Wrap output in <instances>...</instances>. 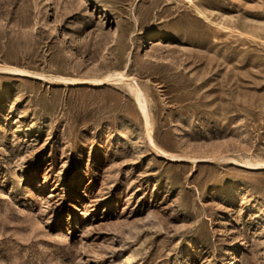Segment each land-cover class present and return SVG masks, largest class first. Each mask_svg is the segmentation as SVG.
<instances>
[{"label": "rangeland", "instance_id": "rangeland-1", "mask_svg": "<svg viewBox=\"0 0 264 264\" xmlns=\"http://www.w3.org/2000/svg\"><path fill=\"white\" fill-rule=\"evenodd\" d=\"M249 162L264 0H0V264H264Z\"/></svg>", "mask_w": 264, "mask_h": 264}, {"label": "bare ground", "instance_id": "bare-ground-1", "mask_svg": "<svg viewBox=\"0 0 264 264\" xmlns=\"http://www.w3.org/2000/svg\"><path fill=\"white\" fill-rule=\"evenodd\" d=\"M14 71H16V70H14ZM123 74L124 73H121V74H118V75H111V76H109L107 78H104V79H95V80H71V81H67V82L70 83L71 85H76V86L88 85V86L98 87V86L107 85L111 81H114V80H112V78L113 77H116V76L117 77H120L121 79H123L124 78V75ZM128 86H129V89H130V92H131L133 98L135 99V101H136L139 109L142 112L143 117L145 118V121L150 126V123H149V113H148V109H147L146 102H145V99H144L143 95L131 83H129ZM245 164L248 165V166H250V167L257 168V169H263L264 168V163L263 162H256V163L249 162V163H245Z\"/></svg>", "mask_w": 264, "mask_h": 264}]
</instances>
